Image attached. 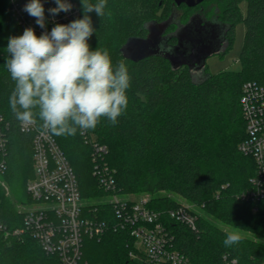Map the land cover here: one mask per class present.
Segmentation results:
<instances>
[{"label": "trees", "instance_id": "trees-1", "mask_svg": "<svg viewBox=\"0 0 264 264\" xmlns=\"http://www.w3.org/2000/svg\"><path fill=\"white\" fill-rule=\"evenodd\" d=\"M75 1L81 7L76 19H82L81 0ZM211 1L229 27L226 53L220 57L233 48L237 25L245 26L240 69L210 74L199 83L193 81L188 68L174 70L166 58L151 56L132 62L121 49L132 37H147L146 23H162L179 12L180 23L186 24L191 16L202 13L201 5L189 8L185 4L175 6L173 0H161L157 10L163 12L157 16L152 11L156 0H106L102 17L95 11L88 13L95 29L88 41L90 50L106 49L113 70L124 62L130 77L127 107L116 123L102 116L90 130L108 149L101 165L113 174L118 194L147 195L150 208L159 211L186 205L180 200L197 207V211L191 210L197 217L194 231L166 221L176 249L191 264H224L225 256L236 259L237 264H264V201L241 198L251 187L256 164L239 148L247 135L240 105L242 87L246 82L264 85V0ZM244 1L245 14L240 7ZM84 2L94 5L99 0ZM176 29L172 24L167 33ZM22 34L8 10V0H0V116L9 125L8 151L0 157L6 161L0 179L8 187V192L0 189V222L9 229L23 224L17 206L30 202L26 185L34 177V133L22 132L11 110L9 97L15 82L5 66L8 38ZM176 42L172 39L169 43ZM32 111L42 126L39 109ZM76 127L73 136H53L76 173L87 211L98 213L101 219H114L113 207L106 201L108 193L94 175L93 148ZM227 224L254 236L241 235L239 242L225 246L223 241L231 233L223 227ZM132 250L137 252L129 233L110 231L100 241L87 239L84 256L91 264H142L130 257ZM0 264L61 262L46 253L34 237L25 234L5 239L0 234Z\"/></svg>", "mask_w": 264, "mask_h": 264}, {"label": "built area", "instance_id": "built-area-1", "mask_svg": "<svg viewBox=\"0 0 264 264\" xmlns=\"http://www.w3.org/2000/svg\"><path fill=\"white\" fill-rule=\"evenodd\" d=\"M29 0H8V10L15 22L24 31L31 27L40 36L51 32L57 24H67L81 15V7L75 0H69V12L52 15L48 9L56 7L54 0H41L45 8V28L36 24L35 18L25 12ZM240 105L246 126V139L240 144L243 154L251 156L256 172L251 187L241 194L245 201H264V85L246 82L242 87ZM20 129L33 135L34 177L26 185L31 198L27 204H20L23 210L21 227L7 228L0 222V234L5 239L29 235L38 240L42 249L56 256L61 264H91L84 256L87 239L100 241L110 232H126L135 240L136 251L130 252L132 259L142 264H191L189 259L175 247V238L166 221H174L197 229V217L191 212L192 205L159 211L150 208L147 195H120L116 192L113 174L101 165V158L107 153L105 145L98 143L89 129H81L82 135L93 148L94 175L108 193L106 201L112 205L114 219H101L91 214L82 200L76 173L49 130L34 125ZM9 125L0 116V157L8 151ZM6 170L5 159L0 160V175ZM8 187L0 179V189ZM224 264H237L236 259L224 257ZM101 264V263H97Z\"/></svg>", "mask_w": 264, "mask_h": 264}, {"label": "clouds", "instance_id": "clouds-1", "mask_svg": "<svg viewBox=\"0 0 264 264\" xmlns=\"http://www.w3.org/2000/svg\"><path fill=\"white\" fill-rule=\"evenodd\" d=\"M52 15L69 12V0H54ZM84 16L68 24L57 23L40 36L31 27L20 36L8 38L5 66L15 82L9 104L22 125H34L33 109H39L43 128L55 136H73L80 129L95 128L100 117L115 124L127 107L128 69L123 62L113 70L108 51L90 50L95 29L88 13L102 17L106 0L96 4L81 0ZM36 24L45 28V8L41 0H29L24 9ZM162 50H164L162 48ZM170 51V49H168ZM231 232L223 241L231 246L241 240Z\"/></svg>", "mask_w": 264, "mask_h": 264}, {"label": "water", "instance_id": "water-1", "mask_svg": "<svg viewBox=\"0 0 264 264\" xmlns=\"http://www.w3.org/2000/svg\"><path fill=\"white\" fill-rule=\"evenodd\" d=\"M173 1L175 6L185 4L189 8H195L204 0ZM174 18L175 15H172L169 20L162 23L155 21L146 23L147 37L130 38L121 52L132 62H139L151 56H161L170 61L174 70L187 67L193 81L199 83L210 76V73L205 74L207 59L226 53V35L229 28L215 21H205L200 14L191 16L186 24L175 22ZM172 24H176L177 29L167 33ZM172 39L177 41L173 45L176 49L173 54L162 50L163 44H169ZM195 77H203V79L197 81Z\"/></svg>", "mask_w": 264, "mask_h": 264}, {"label": "rangeland", "instance_id": "rangeland-1", "mask_svg": "<svg viewBox=\"0 0 264 264\" xmlns=\"http://www.w3.org/2000/svg\"><path fill=\"white\" fill-rule=\"evenodd\" d=\"M161 0H156V6L155 8H153V13L157 16H160L162 14V10H157V5L158 2H160ZM166 2H168L169 0H165ZM206 1H210V0H206ZM211 4L214 3V1L209 2ZM241 11L243 14H245L246 12V7H247V2L244 1L241 4ZM175 21V18H174ZM176 22V21H175ZM174 30V29H171ZM244 34H245V26L243 23H240L237 25L236 27V37H235V42L233 45V48L231 50L228 51V53L223 56H212L210 58L207 59L206 64H207V72L210 74H216L222 71H227V70H231V71H238L240 69V62H239V55L243 46V40H244ZM162 48L164 49L163 51H166L167 53H174L176 51V49L173 47V44H163ZM170 49V51L168 50ZM124 63V62H123ZM205 76V75H203ZM203 79V77H195V80L199 81ZM8 192V191H7ZM182 203L189 205L186 201L180 200ZM18 210H23L22 207H19V205L17 206ZM194 210H198L197 207H193ZM223 226V225H222ZM225 228V230L230 231V232H238L240 235H244L247 237H252L254 236V234L250 233V232H245L242 230H236V228H234L233 226L227 224L226 226H223ZM258 239V237H255ZM264 240V239H263ZM262 240V241H263Z\"/></svg>", "mask_w": 264, "mask_h": 264}, {"label": "flooded vegetation", "instance_id": "flooded-vegetation-1", "mask_svg": "<svg viewBox=\"0 0 264 264\" xmlns=\"http://www.w3.org/2000/svg\"><path fill=\"white\" fill-rule=\"evenodd\" d=\"M200 5H201V8L199 9V11H201L202 13H196V14H200V16L203 18V20L209 21V22L215 21V22L220 23V24L224 25L225 27L229 28L227 25H225L223 23V20L220 18L219 9L218 8L213 9L215 6L214 3L209 4V5H202V4H200ZM206 10L209 11V13L208 12L205 13ZM211 10H213L212 15H211V12H212ZM174 15H175V21L180 23V21H181L180 13L176 12V13H174ZM180 24H182V23H180ZM216 56H219V55H216ZM185 68H187V67H185ZM206 71H205V74H206Z\"/></svg>", "mask_w": 264, "mask_h": 264}]
</instances>
